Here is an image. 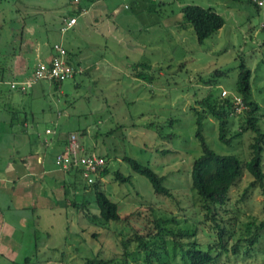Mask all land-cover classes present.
Segmentation results:
<instances>
[{
	"label": "rangeland",
	"instance_id": "374dc122",
	"mask_svg": "<svg viewBox=\"0 0 264 264\" xmlns=\"http://www.w3.org/2000/svg\"><path fill=\"white\" fill-rule=\"evenodd\" d=\"M186 5L214 10L224 25L200 44L183 21ZM78 7L89 11L76 13L77 28L62 33L63 19ZM60 41L73 52L71 66L81 73L58 85L37 81L26 92L0 82V154L76 133L80 144L104 158L108 174L93 183L99 180L100 190L118 204L120 220L104 222L93 183L77 178L75 189L55 201L54 213L36 221L26 254L15 264L25 257L28 264H85L93 256L108 259L124 252L128 264H146L136 236L155 232L157 218L173 217L179 227L195 228L201 245L217 240L216 224L227 229L228 247L251 236L252 224L264 221V195L250 192L241 199L250 176L242 173L212 220L214 212L207 213L192 190L190 170L200 154L195 138L196 114L204 111L200 101L234 97L241 63L250 71L251 98L259 105L264 130V7L249 0H0L4 79H32L39 55ZM136 71L142 79L133 77ZM244 119L234 108L227 137L240 135L226 146L218 140L215 119L204 115L201 132L208 146L247 160L253 133L241 131ZM123 156L164 177L171 197L155 194ZM262 157L264 163V150ZM115 172L129 180L116 179ZM262 251L264 239L249 256L222 255L218 264H262ZM170 264H182L180 256Z\"/></svg>",
	"mask_w": 264,
	"mask_h": 264
},
{
	"label": "trees",
	"instance_id": "16d2710c",
	"mask_svg": "<svg viewBox=\"0 0 264 264\" xmlns=\"http://www.w3.org/2000/svg\"><path fill=\"white\" fill-rule=\"evenodd\" d=\"M82 11L81 7H78L75 12H71L68 16L76 15V13L81 14ZM181 13L184 23L191 26L200 44L203 43L205 39L217 33L224 25L223 18L210 8L205 9L196 5H186L181 8ZM73 55L71 51L67 50L66 61L69 65H71V57ZM137 67L147 68L148 66L146 64H138ZM73 68L77 69L75 67ZM133 77L139 79L143 78L142 74L138 71H136ZM3 81L4 73L0 70V82ZM54 83L58 85L60 82ZM235 97L241 100L243 106L239 112L245 118L241 125V131L253 133L252 140L248 145L249 158L247 160H243L234 153H216L208 146L201 132L202 120L204 115L207 114L217 122L219 142L226 146L231 145L233 140L240 135V132H237L235 136L227 137L229 134L228 120L235 108ZM200 104L204 108V111L197 112L195 118V138L200 147V154L194 158L191 165V187L193 192L203 203L206 212L210 214L214 212L211 217V219L214 220V215L217 210L225 206L229 200V190L235 185L242 173H246L251 179L243 190L241 199L250 192L264 195V163L262 161L264 130L260 127L257 117L259 105L251 98L250 71L243 63L239 65L236 94L234 97L230 96L216 100L212 99L211 96H207L200 101ZM82 146L84 147L85 153L94 152L91 151L88 146L84 144H82ZM122 160L134 173L145 177L149 181L155 194L171 197L169 188L163 183L164 177L158 175L147 165H143L135 159L123 156ZM67 174L74 178L75 181L73 180L71 185L73 189H75L76 179H81L78 171H69ZM107 174L108 168L104 166L99 176L104 177ZM114 176L122 182H127L129 180L128 177L118 172H115ZM92 190L99 217L104 222H118L120 220L118 204L113 202L100 190L99 180L92 184ZM75 206L80 209L79 205L75 204ZM153 222L155 232L147 233L145 236H136L139 247L145 252L146 264H150L151 258L156 259L157 264H170L171 261L173 262L175 260L177 255L180 256V262L182 264H218V260L222 255L232 254L233 256H237L242 254L249 256L257 249L260 240L264 239V221H261L258 225L253 223L254 232L251 236L239 239L230 247L227 246V241L225 239L227 229L218 224H216L218 228L216 234L217 240L209 241L205 245H201L196 241L195 228H188L187 226L179 227L178 221L173 217L172 219L157 218L154 219ZM144 238H146L147 241H145ZM261 253L264 255V251ZM128 255L127 252H124L122 257L108 259L93 256L87 259L85 264H128L126 260ZM28 260L29 258H25L23 264H28ZM262 264H264V262Z\"/></svg>",
	"mask_w": 264,
	"mask_h": 264
},
{
	"label": "crops",
	"instance_id": "0c3cea01",
	"mask_svg": "<svg viewBox=\"0 0 264 264\" xmlns=\"http://www.w3.org/2000/svg\"><path fill=\"white\" fill-rule=\"evenodd\" d=\"M81 10L89 11L87 7H81ZM79 15L70 16L76 18V24L69 30L77 28ZM59 43L69 50L64 41ZM51 54L52 47L39 55L38 63L48 60ZM22 72L15 76L19 77ZM13 81L17 80L4 79L3 82L9 85ZM65 140L54 137L46 143L17 148L14 154H0V264H15L26 254V244L30 243L38 228L36 221L44 213L53 214L57 198L69 189L74 190L72 176L62 173L53 162ZM32 220L37 225L34 226Z\"/></svg>",
	"mask_w": 264,
	"mask_h": 264
},
{
	"label": "built area",
	"instance_id": "2783aa9c",
	"mask_svg": "<svg viewBox=\"0 0 264 264\" xmlns=\"http://www.w3.org/2000/svg\"><path fill=\"white\" fill-rule=\"evenodd\" d=\"M256 7H264V0H249ZM76 23L75 17H69L62 22L60 31L67 32ZM67 49L62 44H54L52 46V54L50 58L44 62H40L33 70V78L23 81H13L9 83V88L26 92L32 85L40 80L62 82L66 79L73 78L76 73H80L81 69H74L66 61ZM235 109L243 108L241 100L234 98ZM46 133H50L47 129ZM54 165L66 172L78 171L80 178L84 183L92 184L95 179L99 178L100 172L105 166L103 157L92 153H85L84 147L80 144L76 133H71L63 146L61 152L55 155Z\"/></svg>",
	"mask_w": 264,
	"mask_h": 264
}]
</instances>
